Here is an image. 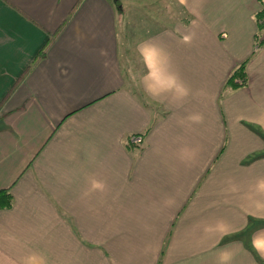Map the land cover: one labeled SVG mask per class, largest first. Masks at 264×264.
I'll return each instance as SVG.
<instances>
[{
  "label": "crops",
  "instance_id": "obj_1",
  "mask_svg": "<svg viewBox=\"0 0 264 264\" xmlns=\"http://www.w3.org/2000/svg\"><path fill=\"white\" fill-rule=\"evenodd\" d=\"M124 1L0 0V264L264 263L257 0H172L184 19L147 32ZM123 23L151 110L126 87Z\"/></svg>",
  "mask_w": 264,
  "mask_h": 264
},
{
  "label": "trees",
  "instance_id": "obj_2",
  "mask_svg": "<svg viewBox=\"0 0 264 264\" xmlns=\"http://www.w3.org/2000/svg\"><path fill=\"white\" fill-rule=\"evenodd\" d=\"M171 1H168L167 5L165 4V6H164V2H163L162 10H161V9L155 8V6H154L157 4L158 0H151L150 2L152 4L150 3L149 4L150 7H147L146 14L145 15L144 14H138V15L136 14V15L139 16L138 19H140V20H141L140 17H142V18L144 17V19L148 18L149 21H152V23L155 24V26H154L155 30L158 28L160 29L163 27H167V26L171 25L173 22H175L176 20H183L184 19V18H178L177 17V16H179L178 15L179 13L175 9L176 6L172 3L173 1L172 2ZM77 2H79V0H76L75 4L71 7V9L68 13V16H70L71 13L73 12L75 6L77 5ZM110 2L112 3V5L116 9V11L118 12V15H120L122 12L121 8L123 9L124 3L121 2V0H110ZM257 2H258V9L253 14L254 22L256 25V33L254 35V46H253V48L255 50L264 44V39H258V33L262 29H264V0H257ZM148 10H150V11H148ZM157 11L159 13H156ZM166 18L170 19L169 23H166L165 21H163V19H166ZM186 21H187V19L184 22H186ZM129 26L133 27V25L131 24V25H125L124 27L122 26L123 28L121 27V29H118V30H120V33H121L120 36L123 37L122 44L120 45L121 49H120V53H119L120 54V63L123 67L122 72H124V78H125L127 89L130 90L132 92V94H134L136 97L141 99L144 107L151 110V105L149 106V104H146L145 100H147V99L144 97V95L141 94V90L139 89L138 84L132 85V83L134 81H138L139 75H141L145 69H144L143 65L141 64L140 74L138 76L136 74L135 78H134L133 67H134V69H136V66H131V64H129L130 63V60H128L129 55H128V53H126L132 47L127 49L125 44H124L125 31L127 30V27H129ZM135 28L138 29V32L140 31L139 27L136 26ZM135 28H133V30ZM50 41L51 40H49L45 43V45L41 48V50L36 54L33 61L40 59L44 56L46 46L49 44ZM247 60H248V58L244 59L243 61L238 63L230 71V73L228 74V76L225 80V83H224L225 87L227 86L229 88H237V87H241V86L245 85V82H246L245 66H246ZM27 69H28V67L22 73L26 72ZM11 90H12V87L6 92L5 96L0 101V105H1L2 101L5 99V97L10 94ZM255 130L258 132V134H260V136L264 140V134L261 131H258L257 129H255ZM142 135L143 134H141V137H142ZM123 143L126 147L139 146L141 144V142L139 144H130L128 142V136H126L124 138ZM11 205H12V195L10 193V189L9 188L0 189V209L10 208ZM250 250L252 251L251 248H250ZM252 253H254V252L252 251ZM256 259L258 260L257 257H256ZM258 261H260V260H258ZM260 264H264V263L260 261Z\"/></svg>",
  "mask_w": 264,
  "mask_h": 264
},
{
  "label": "rangeland",
  "instance_id": "obj_3",
  "mask_svg": "<svg viewBox=\"0 0 264 264\" xmlns=\"http://www.w3.org/2000/svg\"><path fill=\"white\" fill-rule=\"evenodd\" d=\"M150 1L151 0H127L126 2H131L130 4H131V7H132L131 8L132 13H134V14H144L145 15L146 12H147V7H150V5H149L151 3ZM168 1H171V0H158L157 4L156 5L153 4V5L155 6V8H158V9L162 10L163 2H164V6H165V4L167 5ZM122 2H125V1L122 0ZM174 5L176 6V4H174ZM127 7H128V5H127ZM148 11H150V10H148ZM156 13H159V12L157 11ZM140 18H141V20H137V21L138 22H143L141 24V25H143L142 26V28H143L142 31L146 30V29H147L146 32L155 30L154 29L155 24H153L152 21L146 20V19H144V17L143 18L140 17ZM163 21H165L166 23H169L170 19L166 18V19H163ZM131 22L135 23L134 21H131ZM135 26L127 27V30L125 31V38H124V44H125L126 48L129 49L130 47H132L130 50H128L126 52V53H128L129 57L132 56L131 57L132 60L135 59V57H136V55L134 54L135 53L134 48H135V46L137 44V41H138V39L140 37H142L141 36V34H142L141 31L138 32V29H136ZM123 27H124V23H123ZM133 28H135V29L133 30ZM118 29H121L120 25L118 26ZM133 64H134V66H136V69H134V67H133V74H134V78H135L136 74H137V76L140 74V70L141 69L139 67V64L137 63V60H133ZM132 85H137V81H134L132 83Z\"/></svg>",
  "mask_w": 264,
  "mask_h": 264
},
{
  "label": "built area",
  "instance_id": "obj_4",
  "mask_svg": "<svg viewBox=\"0 0 264 264\" xmlns=\"http://www.w3.org/2000/svg\"><path fill=\"white\" fill-rule=\"evenodd\" d=\"M142 141L141 135L130 134L128 136V142L130 144H139Z\"/></svg>",
  "mask_w": 264,
  "mask_h": 264
}]
</instances>
